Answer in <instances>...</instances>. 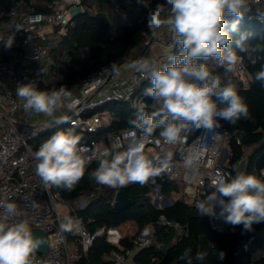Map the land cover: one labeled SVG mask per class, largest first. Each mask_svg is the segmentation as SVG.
I'll return each instance as SVG.
<instances>
[{
	"label": "clouds",
	"instance_id": "9594fccd",
	"mask_svg": "<svg viewBox=\"0 0 264 264\" xmlns=\"http://www.w3.org/2000/svg\"><path fill=\"white\" fill-rule=\"evenodd\" d=\"M253 6L264 22L262 0H164L163 4L151 9L147 17L151 35L157 37L159 30L166 27L180 51L170 56V63L163 67L148 60L127 65L151 81L145 95L155 102L153 111L149 114L140 109L136 118L130 120L141 135L137 137L135 132L131 133L125 150H120L121 145L117 143L88 156L89 149L81 145V137L71 129L54 132L34 154L36 175L45 188L57 186L71 190L92 160L97 161L98 167L90 173V179L97 184L112 188L131 183L146 184L169 170L173 158L170 151L155 159L145 154V142L156 129H161L159 135L164 143L175 145L185 142L187 136L184 134L193 128L207 130L211 133L210 139H214L218 135L215 129L220 127L216 118L232 124L241 117L248 119V107L234 85L229 82L221 86V78L213 74L205 62L213 59L217 66L232 72L241 59L235 51L239 49L247 53L252 65L257 63L252 54L257 49L249 50L243 42L246 36L234 40L224 30L227 23L224 17L232 16L235 19L231 31L238 32L244 16ZM4 43L6 48H11L14 37L9 36ZM105 71L116 76L121 74L115 63ZM255 80L264 82V68L255 73ZM16 95L23 101L25 112L46 116L65 107L72 110L80 103L67 86L43 91L30 82L18 85ZM218 103L226 106L218 108ZM200 141L182 155L184 168L192 173H196L207 151L208 139ZM234 171V176L218 174L212 181L214 191L197 199L195 207L201 216L218 215L228 225H243L245 231H253L254 224L264 223V180L239 171L238 166ZM0 209V264H33L32 257L44 239L34 235L29 220L17 219L23 213L16 202L0 200ZM74 227L70 216H65L60 224L64 232H71ZM190 253L191 249H186L181 257L187 264H192ZM206 256V252H197L195 259L203 261ZM218 258L224 261L225 252L219 251Z\"/></svg>",
	"mask_w": 264,
	"mask_h": 264
},
{
	"label": "built area",
	"instance_id": "2783aa9c",
	"mask_svg": "<svg viewBox=\"0 0 264 264\" xmlns=\"http://www.w3.org/2000/svg\"><path fill=\"white\" fill-rule=\"evenodd\" d=\"M121 1L133 2L112 0L114 3ZM87 8L84 0H53L47 12L37 11L33 2L27 0H12L8 4H0V200L10 199L16 202L23 213L17 219H27L32 228L41 229L47 234L49 248L44 253L36 251L32 257L33 264H82L81 259L87 255L94 242L103 236L115 247L110 254L105 255L112 264H136L135 253L150 246L153 241L156 242L153 224L142 228L129 224L128 233L120 232L119 228L123 230L130 222L119 226H104L95 233L91 232L89 224L92 219L86 220L79 214L88 205V198L80 196L65 199L54 186L45 188L40 177L36 175L37 161L34 154L50 137L48 133L51 130L71 129L81 137V145L89 149L86 153L88 156L117 143L121 145L120 150H124L130 142L131 133L135 132L137 137L141 135L134 127L108 130L113 122L106 109L110 103L125 102L132 109L148 106L149 96L145 95V91L151 81L135 70L125 74L122 64L117 65L121 69L119 76L104 72L111 66L104 64L77 81L70 89L73 97L79 99L80 103L72 110L65 107L60 117L50 121L32 120L36 113L25 112L23 101L16 95L17 86L20 84L33 82L37 87L41 81L47 82L50 76L55 79L62 78L59 70L68 53L66 48L61 52L56 51L57 43L74 18ZM97 8L92 6L90 10L97 12ZM250 12L254 18L260 20L257 11ZM56 26L60 28L56 30ZM9 36L14 37V43L11 48H6L4 41ZM166 47L155 59L162 67L170 63V56L175 55L177 45L171 32ZM82 55L85 56V53ZM236 72L244 85L248 86L250 77L241 61L236 66ZM216 119L220 127L215 129L218 135L214 139H210L211 133L203 128L191 129L184 134L187 136L186 141L175 145L164 143L160 135L152 134L147 138L145 154L149 158L162 157L169 151L173 153L170 169L158 177H169L180 185V192L175 193V199L182 198L195 205L197 199H203L204 194L214 191L212 181L218 174L231 176V144L233 141H241L224 121ZM85 136L90 138L85 140ZM205 138L208 139L207 151L203 154L196 173H192L184 168L182 155ZM94 161L86 165L85 171ZM160 190L161 185L154 184L151 186L150 196L153 203L158 201V208H164L165 195ZM171 201L173 204V200ZM219 210L217 205V214ZM65 216L72 217L75 222L71 232L60 229ZM210 220L215 228H221L224 224L218 215L210 216ZM159 223L174 227L177 238L187 232L177 222L170 221L165 216L160 217ZM260 257H264V248L254 255L255 260Z\"/></svg>",
	"mask_w": 264,
	"mask_h": 264
},
{
	"label": "trees",
	"instance_id": "16d2710c",
	"mask_svg": "<svg viewBox=\"0 0 264 264\" xmlns=\"http://www.w3.org/2000/svg\"><path fill=\"white\" fill-rule=\"evenodd\" d=\"M8 0H0L6 3ZM33 2L37 11L47 12L53 0H27ZM164 0H133L132 3L121 1L114 3L112 0H84L88 7L80 12L67 27L66 33L59 42V49H67L69 61L60 69L63 78L55 86L40 83L38 90H51L60 86L71 88L77 81L87 77L101 65L115 63L121 65L133 50L143 45L151 35L147 27L149 11ZM96 4L97 12L90 8ZM148 5L147 7L145 5ZM117 17H116V16ZM227 21L225 31L233 39L241 35L246 36L244 44L257 49L252 54L257 63L252 65L245 52L235 49L240 61L249 74V85L245 86L236 68L226 72L224 67L216 65L213 59L200 61L207 63L210 71L221 78V86L231 82L243 102L247 105L250 117H241L234 124L225 121L228 128L236 132L241 143L233 141L231 158L232 174L234 167L245 174H254L264 180V82L255 80V73L264 68V22L254 18L249 11L241 24L238 32L231 31L234 17L225 16ZM180 51L177 46L175 55ZM85 53V56L82 54ZM151 87V83L148 84ZM215 100V97H213ZM146 108L132 109L125 102H112L107 105V110L113 118L108 130H120L133 127L130 120L136 118L138 110L143 109L149 114L154 109L155 102L149 96ZM225 104L218 103L219 108ZM220 119V118H219ZM57 130H51L50 136ZM161 129H156L152 134L159 135ZM90 137L83 138L88 140ZM126 147L124 148V150ZM248 150V152H246ZM98 167L95 160L85 171L83 177L71 190L54 186V189L65 199L80 196L88 198V205L79 211L86 220L92 219L89 224L91 232L95 233L102 227L119 226L129 221H135L142 228L153 224L156 230V244L138 250L134 255L136 264H187L182 255L186 249H191L192 264H264V257L254 259L257 251L264 248V223L254 224L253 231H245L243 225L235 227L226 224L224 229L215 228L210 216H201L194 203L186 202L182 198L174 199V194L180 192V185L169 177L150 180L146 184L131 183L124 187L110 188L97 184L90 179V173ZM160 184L163 194L173 199V204L158 208L150 196L151 186ZM123 189L131 200L126 209L113 208L115 192ZM161 216L170 221L177 222L187 232L177 238V230L168 225L159 223ZM120 232L128 233L126 229L119 228ZM115 247L106 237L98 238L81 259L82 264H112L105 258ZM219 251L225 252L224 261L219 260ZM197 252H206L203 261H197Z\"/></svg>",
	"mask_w": 264,
	"mask_h": 264
},
{
	"label": "crops",
	"instance_id": "0c3cea01",
	"mask_svg": "<svg viewBox=\"0 0 264 264\" xmlns=\"http://www.w3.org/2000/svg\"><path fill=\"white\" fill-rule=\"evenodd\" d=\"M11 1L12 0H8L6 3H0V4H8ZM93 6L95 8H97V5L96 4H94ZM251 10H254V9H251ZM150 36H152V35H150ZM169 39H170V32H169V30L166 27L160 29L159 30V35L157 37H154V39L152 40V44H149L148 46L141 45V46L135 48L133 50V52L131 53V55L127 59H125V61L122 63V67H123L124 73L125 74H128L129 72H131V71L134 70V69L127 68V65L130 64V63H133L135 61H139V60H141L143 58H145V60H148L149 62L155 61V59L157 58V56L160 55L161 53H163V51H165L167 49L166 42ZM59 42H60V40L57 43L56 51L61 52V50L58 48L59 47ZM67 61H69V56L68 55H67V59L64 62V64ZM59 73H60L59 75L63 78V75L61 74L60 70H59ZM62 78L55 79V78H52V76H50V78L47 79V82L41 81L40 83H44V84L50 85V86H55V85L58 84V82ZM38 122H44V121H38ZM129 222H130L129 224L132 225L133 227H135L137 225V223L135 221H129ZM225 226H226V223L223 224V226L221 227V229H224Z\"/></svg>",
	"mask_w": 264,
	"mask_h": 264
},
{
	"label": "water",
	"instance_id": "95a60500",
	"mask_svg": "<svg viewBox=\"0 0 264 264\" xmlns=\"http://www.w3.org/2000/svg\"><path fill=\"white\" fill-rule=\"evenodd\" d=\"M60 26H56V30L59 29ZM160 193L162 194V190H160ZM131 204L130 198L127 196L125 191L123 189H118L115 192L114 195V200H113V208L116 210H121V209H126L129 205ZM155 206L158 207V201H155L153 203ZM172 204V201L170 198L164 196V201H163V207L170 206ZM34 235L42 237L44 239V243L40 246V248L37 250L39 252H46L49 248V238L47 234L38 228H33ZM156 244L155 241H153L150 246H154Z\"/></svg>",
	"mask_w": 264,
	"mask_h": 264
},
{
	"label": "rangeland",
	"instance_id": "374dc122",
	"mask_svg": "<svg viewBox=\"0 0 264 264\" xmlns=\"http://www.w3.org/2000/svg\"><path fill=\"white\" fill-rule=\"evenodd\" d=\"M251 9H254V10H250V11H255L256 10V6H253ZM257 11V10H256ZM116 16V15H115ZM118 16V15H117ZM116 16V17H117ZM64 31V30H63ZM154 39V37L153 36H149L148 38H147V40H146V42L143 44V46H148L149 44H152L151 43V41ZM148 42H150V43H148ZM141 60H145V58H143V59H141ZM64 108H62V109H60V110H57L56 112H54L53 113V115L52 116H46V115H44V114H36V115H34L33 116V118H32V120H35V121H50V120H52L53 118H58V117H60L61 116V114H62V110H63ZM246 152H248V150H246ZM107 186V185H106ZM107 187H109V186H107ZM110 188H112V187H110ZM151 198H152V196H151ZM176 198V195L174 194V199ZM171 200H173L172 198H170ZM152 200H153V198H152ZM153 202V201H152ZM162 205V202L160 201L159 202V206H161ZM128 226H130L129 225V223L124 227V229H126L127 230V228H128ZM223 226V225H222ZM221 226V227H222Z\"/></svg>",
	"mask_w": 264,
	"mask_h": 264
}]
</instances>
